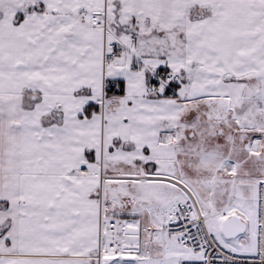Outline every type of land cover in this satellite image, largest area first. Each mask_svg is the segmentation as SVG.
Segmentation results:
<instances>
[{"label":"snow or ice","instance_id":"6c2138e0","mask_svg":"<svg viewBox=\"0 0 264 264\" xmlns=\"http://www.w3.org/2000/svg\"><path fill=\"white\" fill-rule=\"evenodd\" d=\"M0 264H264V0H0Z\"/></svg>","mask_w":264,"mask_h":264}]
</instances>
